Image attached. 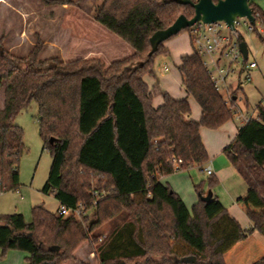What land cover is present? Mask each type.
I'll return each instance as SVG.
<instances>
[{"label": "trees", "instance_id": "16d2710c", "mask_svg": "<svg viewBox=\"0 0 264 264\" xmlns=\"http://www.w3.org/2000/svg\"><path fill=\"white\" fill-rule=\"evenodd\" d=\"M248 3L255 23L264 27V8ZM180 15L190 19L193 9L174 0H103L94 20L132 50L108 66L95 58L42 59L39 43L17 57L0 41V194L20 187L23 131L14 120L35 102L38 134L51 156L41 193L66 208L85 209L81 220L43 206L31 209L30 222L18 213L0 215L1 258L19 251L26 264H225L224 255L254 231L264 237L263 216L247 209L252 226L244 229L216 197L202 200L199 186L189 214L172 189H164L167 199L155 191L161 177L194 166L203 171L209 157L200 129L217 130L233 118L190 39L191 53L175 67L184 98L145 82L146 75L154 76V59L168 54L162 43L149 56L150 37ZM240 90L231 92V101ZM156 95L161 103L154 106ZM189 98L200 109L197 121ZM254 113L222 152L264 205V110L258 104ZM217 183L209 176L210 186ZM83 242L89 244L85 257L91 252L93 259L77 255ZM252 264H264V256Z\"/></svg>", "mask_w": 264, "mask_h": 264}, {"label": "rangeland", "instance_id": "374dc122", "mask_svg": "<svg viewBox=\"0 0 264 264\" xmlns=\"http://www.w3.org/2000/svg\"><path fill=\"white\" fill-rule=\"evenodd\" d=\"M44 1L45 3L43 0H0V41L8 53L25 57L39 43L43 47L40 55L42 59L56 57L63 62H69L95 58L106 65L127 57L126 51L130 52L131 49L94 20L95 12L103 0H70L71 4L63 6L56 4V0ZM254 2L257 6L264 7V0ZM242 22L241 20L240 23ZM255 29L249 32L242 24L237 26V34L247 47V60L244 62L242 59L238 64H234L235 73L228 77L229 84H241L242 91L237 92V102L242 112L251 116L255 115V106L258 104L264 110V27L257 22ZM164 43L172 48L173 57L166 60L169 72H172L175 70L174 59L192 50L189 37L186 31H181ZM167 56L170 57V54ZM250 62H255L257 67L251 70L243 69L246 63ZM163 63L159 57L155 62L156 69ZM247 75L249 81L245 79ZM2 108L3 89L0 87V109ZM14 123L23 131L24 149L19 159L20 187L15 191L0 194V215L18 213L26 222H30L33 207L43 206L49 212L55 213L59 203L51 195L41 193L50 169L51 156L48 151L43 150L38 134L36 103L31 102L20 110ZM209 164L210 161L206 165ZM181 172L184 173L183 180L187 184L184 185L183 182L179 193L184 203L187 202L190 207L191 199L198 198L194 186H199L206 196L214 194L221 198L228 194L230 181L221 186H210L209 177L196 166ZM93 184H96L95 181ZM100 190L103 194L106 192L103 187ZM181 228L183 229V225ZM104 231L107 229L104 228ZM253 240L248 244V256L243 261L234 262L235 264H252L253 261L259 260L264 246ZM88 248L89 244L83 242L77 255L80 258L93 259L91 252L85 257V250ZM25 257L23 252L8 251L5 256L0 257V264H26ZM64 264L73 263L68 261ZM228 264L233 263L228 261Z\"/></svg>", "mask_w": 264, "mask_h": 264}, {"label": "crops", "instance_id": "0c3cea01", "mask_svg": "<svg viewBox=\"0 0 264 264\" xmlns=\"http://www.w3.org/2000/svg\"><path fill=\"white\" fill-rule=\"evenodd\" d=\"M121 47L123 46H120V48ZM164 48L168 51V55L170 54V57H168L166 54L157 56L154 59L153 64L154 76L146 75L144 77V80L149 86V89L167 92L175 99L184 98L185 93L181 85V78L176 68L174 71L169 72V67L166 62L167 59L173 57V54L171 53L172 48L165 45V43ZM190 53L191 51L188 54ZM126 54L127 57L130 56L132 54V50H130V52L127 50ZM182 56L185 55H178L176 57V60L174 59L175 67L179 64L180 58ZM159 57L160 60H163L164 63L161 67H158L156 69L155 62ZM110 63H107L106 66H108ZM238 86H240V91H242V87L239 82H236V84H230L231 92L234 91ZM237 95L238 94H236L235 96L236 102L238 100ZM192 100L193 99L191 98L188 99L191 108V119L197 121L200 117V109L196 102L194 100L192 102ZM160 103L161 97L159 95L154 96L153 105L157 106ZM237 104L239 103L237 102ZM239 127V122L232 118L217 130H208L205 128H201L200 136L209 157V166L212 169L213 176L217 179V186H221L224 182L230 181V184L228 185V194L224 195V197L221 198L214 194L210 195V197H216L226 208L228 214L232 218H234L242 228L248 229L252 225L247 218L246 210L249 209L256 214L264 217V205H262L258 197L247 188L243 180L231 166L228 158L222 152L224 147L228 145L230 141L235 137L237 129ZM183 177L184 173H182L181 171L169 176L161 177L159 178L158 185L155 187V191L163 198L167 199L164 189L166 187L172 189L179 196L184 212L186 214H189L187 211L191 210L192 205L197 202L198 198L193 197L191 199V207L187 205V202L184 203L183 197L179 193V190L181 188L180 186L183 184V182L184 185L187 184L186 181L183 180ZM253 239L260 242L264 246V237L257 231H254L248 239L237 243L224 255L223 258L225 264H228V261L233 264L243 261L248 256V250L250 249V247H248V244L250 241H254ZM259 256V259L262 258L264 256V251H262Z\"/></svg>", "mask_w": 264, "mask_h": 264}, {"label": "built area", "instance_id": "2783aa9c", "mask_svg": "<svg viewBox=\"0 0 264 264\" xmlns=\"http://www.w3.org/2000/svg\"><path fill=\"white\" fill-rule=\"evenodd\" d=\"M241 20L243 21L242 23H240ZM241 24L247 31H253L252 25L245 18H236L233 22V30L226 23L220 21L212 24L196 23L189 28V32L187 33L195 51L202 58L203 66L207 70L214 88L227 100L232 117L239 122L240 126L245 124L251 115L244 114L236 100L231 101V88L228 83V77L230 74L235 73L233 65L238 64L239 60L243 59L239 47L241 43L239 41L240 36L236 30L237 26ZM254 68H256V63L250 62L246 63L243 69L251 70ZM245 79L249 81V76L247 75ZM203 171L208 177L213 175L209 165H206ZM94 204L95 202H93ZM57 213L63 217L81 220L85 215V209L81 204L75 208H66L60 205Z\"/></svg>", "mask_w": 264, "mask_h": 264}, {"label": "water", "instance_id": "95a60500", "mask_svg": "<svg viewBox=\"0 0 264 264\" xmlns=\"http://www.w3.org/2000/svg\"><path fill=\"white\" fill-rule=\"evenodd\" d=\"M179 5H188L193 9V17L187 19L180 15L177 19L166 29L160 30L152 34L149 39L150 52L149 56L154 54L158 46L168 39L176 36L181 31L192 27L196 23L212 24L223 21L232 30L234 29L233 22L236 18H245L250 25L255 24L252 9L249 6V0H218L213 3L211 0H198L192 3L190 0H174ZM240 51L243 59L247 60V47L244 42H241ZM142 66V64H140ZM209 196L202 197V200L208 201Z\"/></svg>", "mask_w": 264, "mask_h": 264}]
</instances>
